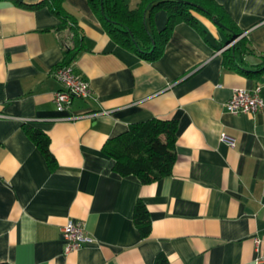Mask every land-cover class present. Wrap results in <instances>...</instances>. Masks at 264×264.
I'll list each match as a JSON object with an SVG mask.
<instances>
[{
	"label": "crops",
	"instance_id": "crops-1",
	"mask_svg": "<svg viewBox=\"0 0 264 264\" xmlns=\"http://www.w3.org/2000/svg\"><path fill=\"white\" fill-rule=\"evenodd\" d=\"M45 0H0V262L9 264H264V109L232 113L236 88L260 84L264 99V0H214L224 19L195 14L177 23L153 59L111 37L87 0H64L82 45L71 61L92 95L75 98L59 119L54 68L68 30ZM135 8L140 0H125ZM152 33L168 21L147 13ZM252 52L225 65L227 33ZM236 38V37H235ZM237 40V39H236ZM173 119L171 173L141 183L114 171L103 151L134 123ZM49 139L50 164L27 131ZM231 137L233 145L222 139ZM146 236L133 220L138 200ZM80 220L93 238L64 252L60 228Z\"/></svg>",
	"mask_w": 264,
	"mask_h": 264
},
{
	"label": "trees",
	"instance_id": "trees-1",
	"mask_svg": "<svg viewBox=\"0 0 264 264\" xmlns=\"http://www.w3.org/2000/svg\"><path fill=\"white\" fill-rule=\"evenodd\" d=\"M91 9L99 15L106 32L115 40L130 46L145 59L158 56L173 27L179 22L196 24L195 14L212 18L220 23L224 13L214 0H140L135 8H130L125 0H87ZM47 4L60 22L57 30H68L63 44L64 59L58 65L71 63L82 45V37L76 24V17L64 6V0H45L29 5L38 7ZM163 9L168 15L166 26L152 33L145 21L147 13ZM239 35V31L229 30L226 42ZM225 65L242 61L243 55L252 52L245 37L235 40L222 51ZM260 70L264 69V56ZM176 127L173 119L153 118L131 124L126 132L111 139L103 146V151L114 160L113 169L121 175H135L141 183H150L169 175L176 161ZM29 137L43 151L50 164L54 158L49 150L48 137L39 131H27ZM133 220L146 236L150 230L148 211L140 199L133 210ZM165 257H159L155 264H166ZM0 264H9L0 262Z\"/></svg>",
	"mask_w": 264,
	"mask_h": 264
},
{
	"label": "built area",
	"instance_id": "built-area-1",
	"mask_svg": "<svg viewBox=\"0 0 264 264\" xmlns=\"http://www.w3.org/2000/svg\"><path fill=\"white\" fill-rule=\"evenodd\" d=\"M238 37L231 40L222 48L229 47ZM54 77L60 82L61 88L54 93L56 110L60 113L59 119L74 120L81 114H65L75 98L91 97L92 91L89 82L77 73L72 63L57 65L53 70ZM260 84L252 90L236 88L225 103V107L232 113L255 112L264 109V99L260 96ZM7 117L0 113V118ZM222 139L229 145L234 141L231 137L222 135ZM60 236L64 240V252L68 253L79 249L84 243L91 242L93 238L87 233L84 223L80 220L68 219L60 228ZM264 262V256L256 259V263Z\"/></svg>",
	"mask_w": 264,
	"mask_h": 264
},
{
	"label": "water",
	"instance_id": "water-1",
	"mask_svg": "<svg viewBox=\"0 0 264 264\" xmlns=\"http://www.w3.org/2000/svg\"><path fill=\"white\" fill-rule=\"evenodd\" d=\"M219 26H220V23L216 22Z\"/></svg>",
	"mask_w": 264,
	"mask_h": 264
}]
</instances>
